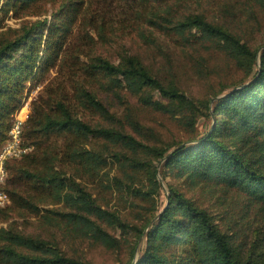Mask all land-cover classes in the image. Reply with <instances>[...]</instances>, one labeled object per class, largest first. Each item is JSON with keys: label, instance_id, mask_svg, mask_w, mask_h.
I'll return each mask as SVG.
<instances>
[{"label": "trees", "instance_id": "obj_1", "mask_svg": "<svg viewBox=\"0 0 264 264\" xmlns=\"http://www.w3.org/2000/svg\"><path fill=\"white\" fill-rule=\"evenodd\" d=\"M42 1L55 0H11V4L30 8ZM102 1L106 0L64 1L51 23L45 18L24 24L13 38L0 35V149L8 139L27 84L36 76L70 59L76 83L71 96H59L57 88L46 100L40 96L32 101L23 131L24 145L32 151L21 160L6 162L10 175L3 190L18 208L34 205L38 211L33 196L27 194L30 191L61 203L62 209L53 213L71 234L75 231L116 249L120 241L97 220L110 217L121 223L120 217L98 206L88 187L69 177L63 166L90 176L108 161L105 152L110 150L107 144V149L101 148L98 141L127 149L132 155L121 153L116 160L126 173L149 171L152 190L133 189L135 195L149 199L160 183L157 165L137 157L147 150L153 159L163 161L164 177L216 187L222 196L238 199L220 215L226 224L223 229L208 210L170 185L166 204L139 229L134 249L139 256L129 264H264V47L259 52L235 31L207 21L202 14L183 13L180 4L186 0H113L119 3L115 6L119 16L111 26L122 38L129 36L128 29L146 37L141 27L147 25L157 32L180 35L202 49L221 52L251 75L247 83L223 96L201 101L208 123L199 135L188 143L152 148L124 131L94 122L95 117L111 120L115 116L111 99H123L117 92L158 90L159 100L149 96L143 102L157 112L180 116L194 130L196 124L189 117L198 106L175 85H164L136 56L123 53L116 61L103 54H85L87 60L79 61L93 30L99 28L101 44L107 38L108 25L99 12ZM242 2L264 11V0ZM93 6H99L95 11L98 21L94 13L89 14ZM87 24L92 31L88 32ZM75 38L79 43L71 49ZM86 113L92 117L87 119ZM0 263L86 264L66 256L52 242L4 227L0 228Z\"/></svg>", "mask_w": 264, "mask_h": 264}, {"label": "rangeland", "instance_id": "obj_2", "mask_svg": "<svg viewBox=\"0 0 264 264\" xmlns=\"http://www.w3.org/2000/svg\"><path fill=\"white\" fill-rule=\"evenodd\" d=\"M64 1L67 0L46 3L42 1L31 5L30 8H17L12 6L11 0L10 2L0 0V35L4 33L6 38H13L24 24L45 18L48 19V24L51 23L60 4ZM243 4L242 0H186L182 1L180 8L183 13L202 14L207 21L235 31L242 41L248 43L252 49L258 48L261 52L264 47V11L253 4ZM116 5L119 3L113 0L102 1L100 4L103 8L99 12L103 14L108 25L107 38L105 43L101 44L99 28L93 30L87 24L86 29L88 32L93 30V36L88 39V45L84 47L83 53H80L79 61L87 60L85 54L88 56L103 54L113 60L123 53L136 56L164 85H175L186 96L194 99L198 108L191 112L189 120L192 119L195 122L196 130L186 125L180 116L163 114L147 106L143 102L145 97L150 96L153 100L160 98L159 91L150 88L145 89L141 94L120 90L117 94H122L123 99H111L115 105L111 103L110 109L115 116L111 120L95 117L94 122L124 131L152 148L171 147L179 142L188 143L194 136L199 135L208 123L204 117L206 110L202 102L215 95L221 97L231 89L247 83L251 77L248 69L237 65L221 52L202 49L199 45H193L191 41H185L180 35L157 32L147 25L141 27L146 37H140L137 31L132 32L133 30L128 29L129 36L124 35L122 38L121 33L115 31L116 27H112L119 16ZM98 7L93 6L92 9H88L89 14L94 13L96 20L99 18V15L95 13ZM78 43L75 38L71 42V49H75ZM69 63L70 59L66 64H58L51 71L43 76H36L32 82L28 83L21 109L18 110L29 115L33 100L40 96L46 100L48 93L57 88L59 96L73 95L76 83L72 79L73 70ZM258 67L259 63L256 69ZM77 110L79 114H83L81 110ZM85 117L89 119L92 116L86 113ZM61 140L62 138H59V143H64V139ZM98 143L103 149H107L105 146L107 144L110 151L105 152L108 156L107 165L96 174L90 176L80 174L74 171L72 166L65 165L63 170L69 177L75 178L88 187L98 206L120 217L121 223L113 221L110 217L97 220L120 241L118 248L110 249L88 236L76 234L75 231L71 234L66 225L56 217L57 214L53 213V210H61L62 204L54 202L51 198L42 197L37 191H30L27 194L33 196L31 199L33 204L39 207L38 211L33 208L34 205L31 208H18L11 202L8 206L0 208V228H11L24 235L45 239L56 245L66 256L86 264H129L132 259L135 260L139 256L138 251L134 252L139 229L156 210L162 209L166 204L171 185L185 193L200 207L208 210L216 222L226 229V224L224 225V221L220 220V215H223V210H228L229 205H233L237 197L222 196L216 187L204 184L191 185L183 179L164 177L163 161L153 159V153L146 150L139 152L137 157L157 165L160 188L149 199L141 198L133 193V189L146 192L152 190L148 180L149 171L126 173L125 168L123 169L117 162L116 156L121 153L128 156L132 153L101 140ZM8 175H10L9 170ZM227 217L225 219L229 221ZM231 221L233 220L229 222ZM147 231L148 228L145 232Z\"/></svg>", "mask_w": 264, "mask_h": 264}, {"label": "built area", "instance_id": "obj_3", "mask_svg": "<svg viewBox=\"0 0 264 264\" xmlns=\"http://www.w3.org/2000/svg\"><path fill=\"white\" fill-rule=\"evenodd\" d=\"M28 116V113L18 110L14 115L8 139L0 149V208H4L11 203L10 197L2 188L8 177L6 162L20 159L31 152V147L25 146L23 142L24 124Z\"/></svg>", "mask_w": 264, "mask_h": 264}]
</instances>
